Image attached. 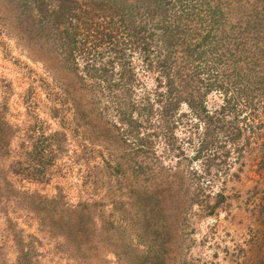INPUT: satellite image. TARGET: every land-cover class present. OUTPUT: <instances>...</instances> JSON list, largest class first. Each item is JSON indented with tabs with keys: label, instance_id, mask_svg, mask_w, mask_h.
Listing matches in <instances>:
<instances>
[{
	"label": "rangeland",
	"instance_id": "rangeland-1",
	"mask_svg": "<svg viewBox=\"0 0 264 264\" xmlns=\"http://www.w3.org/2000/svg\"><path fill=\"white\" fill-rule=\"evenodd\" d=\"M231 1L227 20L246 7ZM38 7L0 0V264H248L264 232L256 147L224 183L215 165L195 180L204 165L159 139L145 165L118 113L70 109L64 86L79 83L63 61V26Z\"/></svg>",
	"mask_w": 264,
	"mask_h": 264
},
{
	"label": "trees",
	"instance_id": "trees-1",
	"mask_svg": "<svg viewBox=\"0 0 264 264\" xmlns=\"http://www.w3.org/2000/svg\"><path fill=\"white\" fill-rule=\"evenodd\" d=\"M38 1L39 15L63 26V61L79 83L64 86L73 113H118L147 166L159 139L177 160L204 165L195 180L215 165L213 177L221 170L224 183L254 145L255 171L264 176V0H244L229 20L230 0L224 8L220 0ZM178 123L187 135L174 131ZM211 195L223 197L220 189ZM253 243L248 264H264L263 231Z\"/></svg>",
	"mask_w": 264,
	"mask_h": 264
}]
</instances>
